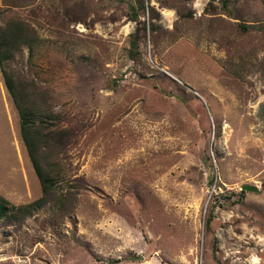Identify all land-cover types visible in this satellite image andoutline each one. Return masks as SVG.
Masks as SVG:
<instances>
[{
  "label": "rangeland",
  "instance_id": "374dc122",
  "mask_svg": "<svg viewBox=\"0 0 264 264\" xmlns=\"http://www.w3.org/2000/svg\"><path fill=\"white\" fill-rule=\"evenodd\" d=\"M144 2L0 0V26L32 38L11 60L28 98L83 127L52 156L70 213L0 220V264H264V0ZM6 90L0 69V194L18 206L42 187Z\"/></svg>",
  "mask_w": 264,
  "mask_h": 264
},
{
  "label": "trees",
  "instance_id": "16d2710c",
  "mask_svg": "<svg viewBox=\"0 0 264 264\" xmlns=\"http://www.w3.org/2000/svg\"><path fill=\"white\" fill-rule=\"evenodd\" d=\"M138 5L142 8L147 6L150 11H155L150 4L145 5L144 0H138ZM141 28L144 30L146 27L141 24L138 31L132 35L134 47L138 46ZM155 29V24L151 23V30ZM20 43L26 45L33 55L32 38L28 37L27 28L23 23L14 20L5 27L0 26V69L6 88L19 110L22 136L40 180L42 196L28 204L17 206L12 205L0 194V220L22 223L35 212L50 206L53 211L52 221L57 223L60 218L70 213L74 193L68 187L64 190L65 174L62 162L52 156L59 155L68 148L81 134L83 127L80 123L72 126L59 125L58 121L62 120L61 115L52 110L46 111L42 104L30 101L27 89L17 81L15 68L11 65V60L15 57V49ZM211 221L212 219L209 218L207 224Z\"/></svg>",
  "mask_w": 264,
  "mask_h": 264
},
{
  "label": "water",
  "instance_id": "95a60500",
  "mask_svg": "<svg viewBox=\"0 0 264 264\" xmlns=\"http://www.w3.org/2000/svg\"><path fill=\"white\" fill-rule=\"evenodd\" d=\"M243 188L246 189V190H250V191L257 189L256 187H252V186H244Z\"/></svg>",
  "mask_w": 264,
  "mask_h": 264
},
{
  "label": "bare ground",
  "instance_id": "6f19581e",
  "mask_svg": "<svg viewBox=\"0 0 264 264\" xmlns=\"http://www.w3.org/2000/svg\"><path fill=\"white\" fill-rule=\"evenodd\" d=\"M7 91V90H6ZM5 93V92H4Z\"/></svg>",
  "mask_w": 264,
  "mask_h": 264
}]
</instances>
